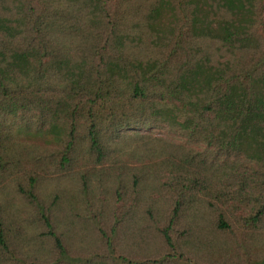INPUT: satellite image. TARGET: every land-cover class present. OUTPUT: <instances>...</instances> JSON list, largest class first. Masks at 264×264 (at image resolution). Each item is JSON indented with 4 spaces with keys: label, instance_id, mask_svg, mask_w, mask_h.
<instances>
[{
    "label": "trees",
    "instance_id": "obj_1",
    "mask_svg": "<svg viewBox=\"0 0 264 264\" xmlns=\"http://www.w3.org/2000/svg\"><path fill=\"white\" fill-rule=\"evenodd\" d=\"M159 125L200 149L173 163L170 143L134 132L142 156L134 154L131 187L171 254L184 248L204 259L215 234L230 228L212 202L236 200L243 189L248 201L264 199L263 0H0V161L34 165L26 194L39 204L59 258L66 254L33 193L39 174L74 164L79 145L99 165L115 158L127 129ZM16 136L57 147L42 159ZM187 192L202 196L194 207ZM156 198L173 200L161 221L153 217ZM259 214L243 224L254 227ZM1 219L0 212L6 250ZM149 249L139 246L135 260L149 255L144 264H162L149 260ZM238 255L231 264H242Z\"/></svg>",
    "mask_w": 264,
    "mask_h": 264
},
{
    "label": "rangeland",
    "instance_id": "obj_2",
    "mask_svg": "<svg viewBox=\"0 0 264 264\" xmlns=\"http://www.w3.org/2000/svg\"><path fill=\"white\" fill-rule=\"evenodd\" d=\"M134 132L170 143L174 153L169 159L173 163L185 155V149H200L186 138L168 133L161 125L146 130L130 128L125 133L124 142L117 141L115 158H108L97 165L85 152V147L79 145V159L74 164L63 171L49 169L40 173L33 193L46 209L44 216L52 222V230L57 234L66 254L65 260L58 257L52 240L45 235L44 218L37 212L39 204L26 194V171L29 168L33 170L34 165L20 169L9 161H0L1 228L8 233L9 238L8 240L4 235L6 250H0V264H129L128 260L144 264L148 261L143 258L149 255L140 257L137 261L133 256L141 245L150 248L152 258L149 260L154 259L162 264L172 258L179 264H231L238 252L239 258L243 260L242 264H264V211L260 208L264 199L259 197L258 201H248L246 189L239 192L236 200L226 198L221 204L212 202L216 211L219 208V213H222V218L230 228L215 234L213 250H205V255L202 256L204 259L194 250L189 253L184 248L171 254L162 245L154 227L148 223L152 217L151 211L141 207L140 197L134 195L138 190L134 191V187H131V174H136L138 168L134 154L142 156L141 153H134L137 148L131 139ZM15 140H22L27 147L31 145L33 149L40 151L42 159H46L43 157L44 151L57 147L48 138L16 136ZM146 156L148 155L145 158ZM171 172L170 169L164 175H159V180L163 183L168 175L171 178ZM81 179L85 181L86 187ZM146 179L149 178L145 175L144 181ZM232 192H237V186L231 188ZM116 193L120 197L118 200ZM201 197L189 192L185 196L193 207L194 198ZM172 201L170 206H166L169 200L158 201L156 198L151 204L154 220H162V211L169 209ZM204 207L207 206L201 201L198 208L203 210ZM210 211L208 218H211ZM258 213L260 222L254 227L249 222L246 226L243 224L245 218ZM185 217H189V213ZM120 225L124 227L122 237L116 234ZM209 237L211 243L212 238L210 235ZM173 240L177 241V238L173 236ZM238 245L240 247L237 248Z\"/></svg>",
    "mask_w": 264,
    "mask_h": 264
}]
</instances>
